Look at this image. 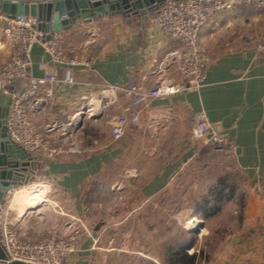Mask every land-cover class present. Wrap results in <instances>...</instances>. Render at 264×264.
I'll return each mask as SVG.
<instances>
[{
	"label": "crops",
	"instance_id": "obj_1",
	"mask_svg": "<svg viewBox=\"0 0 264 264\" xmlns=\"http://www.w3.org/2000/svg\"><path fill=\"white\" fill-rule=\"evenodd\" d=\"M246 23L256 27L252 38H243L229 51L223 43L215 42L224 33L233 36L229 31ZM97 26L99 38L92 42L86 29L95 30ZM66 35L72 44L70 50L88 44L83 55L90 63L78 67L56 65L40 46H34L30 75H66L70 79L66 84L52 85L50 96L42 90L39 97L45 105L30 113L40 126L66 123L82 112L102 86L136 84L144 90L151 88L156 79L152 75L155 64L174 47L161 32L150 33L145 26L120 18L104 17L77 26ZM202 43L216 53L205 71L204 88L152 100L141 111L140 124L131 126L117 142L112 139L109 119L126 113V100L121 98L100 119L87 117L76 133L79 151L45 163L36 177L45 179L54 191L51 213L43 220L27 221L30 217L20 207L18 190L10 194L2 214L8 222L14 226L23 223L37 240L50 236L62 239L71 235L70 217L76 218L74 227L80 230V237L77 250L69 257L71 264L157 263L152 255L157 241L142 251L144 239L136 230L143 228L150 217L145 210L154 213L148 203L177 176H186L183 171L189 170L191 162L196 161L195 166L203 169L205 165L211 167L209 160L214 157L207 152L208 138H196L192 121L195 114H204L215 134L232 143L228 154L219 159L225 163L224 171L231 174L236 169L241 174L238 188H224L226 195L236 192L235 203L228 202L219 218L225 214L233 218V211H238L242 216L235 224H242V230L234 238H227L230 247L222 264H264V12L242 7L220 14L203 31ZM10 56L11 46L0 24V65ZM156 123L164 128L158 141L153 140L149 128ZM101 125L105 134L98 137L96 130ZM221 182L226 185L220 178V186L213 190L223 189ZM130 196L136 199V205L107 203ZM207 229L204 223V231ZM188 254L198 255L197 264L207 262L199 251Z\"/></svg>",
	"mask_w": 264,
	"mask_h": 264
},
{
	"label": "built area",
	"instance_id": "obj_2",
	"mask_svg": "<svg viewBox=\"0 0 264 264\" xmlns=\"http://www.w3.org/2000/svg\"><path fill=\"white\" fill-rule=\"evenodd\" d=\"M242 7L264 12V0H169L145 25L148 32L159 31L174 45L154 66V86L146 90L136 84L102 86L81 113L78 112L66 123L52 122L45 126L36 124L30 115L45 105L39 97L42 90L45 89L44 94L50 96L52 85L66 84L70 79L66 75H30L34 46H40L53 64L78 67L89 66L90 61L83 55V48L88 44L84 42L77 46V50H70L72 44L68 42L66 33L46 34L36 29L32 18L11 20L1 16L2 32L11 46L10 59L0 65V93L11 99L7 116L11 142L44 163L69 156L80 148L76 134L69 133L74 118L82 113L87 117L100 111L104 114L123 98L129 103L126 113L114 114L109 119L113 141L122 140L131 126L140 124L141 111L152 100L200 91L205 87V71L212 62V56L201 41L202 33L220 14ZM86 30L92 42L97 40L98 26L95 30ZM88 43L91 44L90 41ZM96 99L98 104L94 101ZM192 121L196 138H208L207 144L214 150L224 153L232 147L230 139L215 134L213 125L204 114H195ZM149 126L151 137L158 141L163 134V124ZM46 184L50 192L51 186ZM31 187H26V191ZM70 221L71 235L67 238L37 240L23 223L14 226L8 222L6 214L1 215L0 228L6 255L10 261L23 264H71L69 257L77 250L80 230L74 227L78 221L76 218L70 217Z\"/></svg>",
	"mask_w": 264,
	"mask_h": 264
},
{
	"label": "rangeland",
	"instance_id": "obj_3",
	"mask_svg": "<svg viewBox=\"0 0 264 264\" xmlns=\"http://www.w3.org/2000/svg\"><path fill=\"white\" fill-rule=\"evenodd\" d=\"M253 27L254 26L250 23L248 25L246 23L241 27L238 26L234 30L229 31L233 36L228 35L229 33L227 32L219 36L218 40L215 42L223 43L225 49L228 51L232 50L237 47L239 43H242L243 38H252L256 29V27ZM99 34L96 39L99 38ZM215 54L216 53L213 52L211 53L212 58ZM94 101L98 104L97 99ZM104 129L102 125L98 127L96 130L98 137L105 134ZM207 150V152L214 157L213 161L209 160L211 167L207 168L205 165L203 169L201 166H195L196 161L191 162V166L188 167L189 170L183 171L184 174L187 172L186 176H177L164 192L147 205L148 207L152 206L154 208V213H148V211L145 210V215L150 217L146 225L142 226L143 228L139 230L137 229L136 232H140V237L144 239V244L140 247L143 249L142 251L145 250L146 246L148 248V245H150L153 240L157 241L155 249L152 250V255L155 256L157 260L155 264H166V255L169 258V255L176 253V250L181 249V247H186V249H188L190 246L192 248H189L190 250L188 249L189 252L194 253L199 251L201 259H206L207 264H222V260L224 256L228 254V249L230 247V245L226 243L227 238H234L236 234L239 232L241 233L242 224H235V222L240 219L239 216H242L241 213L234 210L235 216L233 218H230L227 214L219 218V216L222 215L221 211L228 202L232 201V203H235L233 199L236 192H234L231 199L222 203L221 209L215 215L206 217L200 210L201 205L212 189L216 186H220L218 183L220 178L225 181L227 187L233 188L235 186L237 187V185L239 187V182L241 183V181H239L241 174L236 169H233V173L231 174H229L230 172H225V163L223 160H219L227 155V152H218L211 146H208ZM44 180L43 178L37 179L32 186L48 183L46 181L44 182ZM53 193L54 191L51 190L50 194L48 193L46 196L48 204L51 207L49 213H51L54 206V200H51ZM103 199L104 202H106L107 196L105 195ZM107 203L136 205L138 202H136L134 197L132 198V196H130L125 197V199L119 197H117L116 200L109 199ZM237 203H241L240 198H238ZM23 205L25 206L26 203H23ZM23 205L20 204V207ZM233 209L235 208L231 207V210ZM22 210L24 211V207H22ZM26 212L29 217H39L40 220L45 219L46 214L41 210ZM233 212H231V214H234ZM192 219L204 222L205 227L208 226L207 232L204 231V227L197 234L188 231L187 228H191L192 226L187 227V223ZM47 238L49 237H44L43 239ZM131 248L134 247L131 246ZM167 262L173 264L170 263V260ZM203 263L206 264L205 261H203Z\"/></svg>",
	"mask_w": 264,
	"mask_h": 264
},
{
	"label": "water",
	"instance_id": "obj_4",
	"mask_svg": "<svg viewBox=\"0 0 264 264\" xmlns=\"http://www.w3.org/2000/svg\"><path fill=\"white\" fill-rule=\"evenodd\" d=\"M169 0H0V17L14 20L32 18L36 29L46 34L69 31L80 25H89L104 17L120 18L127 23H145ZM180 1V0H174ZM11 99L0 93V215L6 209L12 192L32 186L40 170L39 162L21 146L11 142L8 136L7 116ZM103 112L89 119L97 120ZM87 118L85 113L77 115L71 123L69 133L76 134ZM30 217L27 221H38ZM26 221V222H27ZM204 222H194L188 231L197 234ZM0 264H23L10 261L6 255L0 228Z\"/></svg>",
	"mask_w": 264,
	"mask_h": 264
},
{
	"label": "trees",
	"instance_id": "obj_5",
	"mask_svg": "<svg viewBox=\"0 0 264 264\" xmlns=\"http://www.w3.org/2000/svg\"><path fill=\"white\" fill-rule=\"evenodd\" d=\"M138 24L145 26L147 22L143 24L141 23H138ZM39 165L41 169L43 166H45V163L39 160ZM39 172L40 170L38 171V173ZM221 185L224 186L223 189H217V190L212 189V191L210 192L208 197L205 198V201L200 207V210L205 214L206 217L215 215L221 209L222 203L232 198L233 191H231V194L229 193L226 195L225 190H224V188L226 189V185L223 182H221ZM190 247H188V249ZM188 249L181 248V249L176 250L177 251L176 253L169 255L170 263L197 264L198 255L197 254L189 255Z\"/></svg>",
	"mask_w": 264,
	"mask_h": 264
},
{
	"label": "bare ground",
	"instance_id": "obj_6",
	"mask_svg": "<svg viewBox=\"0 0 264 264\" xmlns=\"http://www.w3.org/2000/svg\"><path fill=\"white\" fill-rule=\"evenodd\" d=\"M66 32H60V33H66ZM54 34H57V33H54ZM90 107H92V106H90ZM92 110H96V108H93ZM37 161H38V159H37ZM36 177H37V175L35 176V178ZM36 180H37V178H36ZM26 189L27 188L25 187V189L20 190L19 194H18L19 195L18 201L21 202L20 204L23 205V203H26L25 206L24 205L22 206V207H24V211L34 212V211L41 210L43 213H45L48 216L49 210L51 209V207L48 204L47 197H46L47 194L49 193L48 185L46 184L45 186H42V187L38 186V185H34L31 188H29L27 191H26ZM194 222L200 223L198 220L192 219L187 223V227L192 226Z\"/></svg>",
	"mask_w": 264,
	"mask_h": 264
}]
</instances>
